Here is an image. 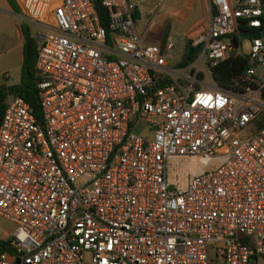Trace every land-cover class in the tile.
Wrapping results in <instances>:
<instances>
[{"label": "built area", "instance_id": "built-area-1", "mask_svg": "<svg viewBox=\"0 0 264 264\" xmlns=\"http://www.w3.org/2000/svg\"><path fill=\"white\" fill-rule=\"evenodd\" d=\"M140 1L99 0L102 25L91 0H14L39 117L5 98L0 264H264V37L238 31L264 0H208L205 24L156 43ZM226 55L245 56L238 89L212 78Z\"/></svg>", "mask_w": 264, "mask_h": 264}, {"label": "trees", "instance_id": "trees-1", "mask_svg": "<svg viewBox=\"0 0 264 264\" xmlns=\"http://www.w3.org/2000/svg\"><path fill=\"white\" fill-rule=\"evenodd\" d=\"M94 8L99 16L100 23L104 25L106 23L107 11L105 7L101 5L99 0H91ZM9 4L12 5L13 9L17 11L18 5L15 4L14 0H8ZM136 12H134L135 16ZM264 28V17L261 18L260 27H239L238 31L241 35L260 36V30ZM20 29L23 33V44L21 47L22 61L20 66V73L18 80L13 84H0V113L4 109L5 98L12 95H20L22 99L29 104L32 112L38 118L39 108L37 106L38 89L36 86V70L34 68L35 61V48L37 46V40L33 35V31L29 28V25L20 22ZM155 34L162 39L165 34V28H158ZM197 51V46H192L188 43L185 45L180 63H187L192 60L194 52ZM246 65V59L244 55L237 56H225L212 68L213 80L216 84L226 90L238 89V85L241 84V78ZM264 93V89H263Z\"/></svg>", "mask_w": 264, "mask_h": 264}, {"label": "crops", "instance_id": "crops-1", "mask_svg": "<svg viewBox=\"0 0 264 264\" xmlns=\"http://www.w3.org/2000/svg\"><path fill=\"white\" fill-rule=\"evenodd\" d=\"M188 1L193 2V0ZM207 1L201 0L202 8L204 11L206 10V14ZM140 3L141 1L137 3L134 11L137 17H139L141 11H145V7L142 8ZM173 13L177 18H181V14L178 13L177 8L173 10ZM20 22V18L15 15V10L8 0H0V84H13L18 80L22 61L21 47L23 44V33L22 29H20ZM136 25L135 29L144 41L152 43L160 41V38L156 34L154 35L153 31L151 32L152 34L148 32V24L139 29L136 28Z\"/></svg>", "mask_w": 264, "mask_h": 264}, {"label": "rangeland", "instance_id": "rangeland-1", "mask_svg": "<svg viewBox=\"0 0 264 264\" xmlns=\"http://www.w3.org/2000/svg\"><path fill=\"white\" fill-rule=\"evenodd\" d=\"M154 2V0H142L140 6L142 8L147 7L148 5L153 6ZM176 8L178 13L181 14V18H177V16L173 13V10ZM206 16V10L204 11L202 8L201 0H193V2L188 0H162L155 15L149 12L141 11L139 17L135 15L134 18L136 20L137 29L148 24V32L151 33L153 31V34L155 35V31L158 28H165L166 33L169 27L171 29L176 28L179 31H185L196 24L202 23L203 25L206 22ZM29 28L33 29V25H29ZM243 44L244 47L247 48V42L244 41ZM192 159L196 160V156H193ZM195 160H193L191 164L192 168H195L198 165ZM13 226L14 224L10 220L0 215V231H9Z\"/></svg>", "mask_w": 264, "mask_h": 264}, {"label": "water", "instance_id": "water-1", "mask_svg": "<svg viewBox=\"0 0 264 264\" xmlns=\"http://www.w3.org/2000/svg\"><path fill=\"white\" fill-rule=\"evenodd\" d=\"M260 36L264 37V28L260 30Z\"/></svg>", "mask_w": 264, "mask_h": 264}]
</instances>
